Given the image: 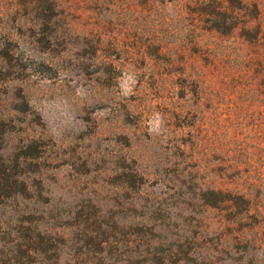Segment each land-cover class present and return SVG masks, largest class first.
Here are the masks:
<instances>
[{
    "label": "rangeland",
    "instance_id": "374dc122",
    "mask_svg": "<svg viewBox=\"0 0 264 264\" xmlns=\"http://www.w3.org/2000/svg\"><path fill=\"white\" fill-rule=\"evenodd\" d=\"M0 264H264V0H0Z\"/></svg>",
    "mask_w": 264,
    "mask_h": 264
},
{
    "label": "trees",
    "instance_id": "16d2710c",
    "mask_svg": "<svg viewBox=\"0 0 264 264\" xmlns=\"http://www.w3.org/2000/svg\"><path fill=\"white\" fill-rule=\"evenodd\" d=\"M216 193V192H215Z\"/></svg>",
    "mask_w": 264,
    "mask_h": 264
}]
</instances>
